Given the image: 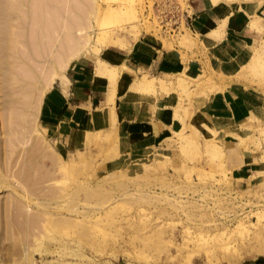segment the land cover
<instances>
[{
  "label": "rangeland",
  "instance_id": "1",
  "mask_svg": "<svg viewBox=\"0 0 264 264\" xmlns=\"http://www.w3.org/2000/svg\"><path fill=\"white\" fill-rule=\"evenodd\" d=\"M64 1L0 0V46L8 47L9 62L0 59V264H264V105L260 117L234 129L212 120L208 109L232 85L264 96V40L231 66L213 57L208 35L194 29L198 14L250 2L260 8L264 0H69V13ZM64 15L79 51L70 50L63 66L47 64L50 76L43 68L51 86L79 67L106 76L117 92L125 65L116 53L139 38L182 56L178 72L134 74L141 82L133 88L150 96L137 105L147 121L133 142L81 131L82 124L58 135L44 110L51 86L34 106L28 95L17 96L25 81L33 83L31 71H23L32 68L28 55L49 58L46 43L61 33ZM63 40L57 43L66 52ZM15 64L23 77L11 73ZM16 78L25 79L19 94Z\"/></svg>",
  "mask_w": 264,
  "mask_h": 264
},
{
  "label": "crops",
  "instance_id": "2",
  "mask_svg": "<svg viewBox=\"0 0 264 264\" xmlns=\"http://www.w3.org/2000/svg\"><path fill=\"white\" fill-rule=\"evenodd\" d=\"M236 8L226 9V13L213 10L198 14L194 24L195 30L209 36L206 40L211 43L213 57L225 59L226 64L231 66L248 57L251 50L248 47L253 43L264 40V16L259 13L264 10V5L259 8L258 4L250 2ZM257 12L260 19L253 22L252 14ZM121 52L116 53V58H120L125 66L122 64L123 73L117 81V92L111 94L106 76L94 78L79 67L66 75L65 83L57 82L47 91L44 110L49 120L48 127L61 135L72 132L75 126L82 124L79 127L81 131L108 132L120 136L123 145L127 140L133 142L140 137L142 124L144 126L147 120L140 119L143 116H140L142 114L137 105L142 104L150 95L133 88L141 82L134 74L141 71L149 77L161 78L178 72L184 63L176 51L142 38L136 40L127 52ZM142 73L138 78L142 79ZM118 88L121 90L118 91ZM211 99L208 104L210 118L217 122L226 121L230 129L250 118L260 117L263 112L264 96L261 91L246 89L243 84L232 85L224 94ZM150 127L152 129L148 131L153 136L155 127ZM240 169L235 168L234 173L237 174ZM251 169V166L246 167L240 173H247Z\"/></svg>",
  "mask_w": 264,
  "mask_h": 264
},
{
  "label": "bare ground",
  "instance_id": "3",
  "mask_svg": "<svg viewBox=\"0 0 264 264\" xmlns=\"http://www.w3.org/2000/svg\"><path fill=\"white\" fill-rule=\"evenodd\" d=\"M34 1H35V0H34ZM37 1H38V0H37ZM65 1H66V0H65ZM65 1H64V5H65ZM50 2H51V1H50ZM53 2H54V1H53ZM68 2H69V0H67V7H65V10H64V11L67 10V11H66L67 13L70 12V10H69L70 8H69V7L71 6V5L68 6V4L70 3V2H69V3H68ZM62 3H63V2H62ZM33 4H34V3H33ZM46 4H47V3H46ZM52 4H53V3H52ZM43 5H44V4H43ZM31 6H32V5H31ZM37 6H38V5H37ZM44 6H45V8H46V5H44ZM34 7H35V6H34ZM16 8H17V7H16ZM39 8H41V7L39 6ZM52 8H53V7H52ZM5 9H6V8H5ZM50 9H51V7H50ZM13 10L15 11L16 9H10V10H8V14H9V13H17V12H14ZM19 10H20V9H19ZM19 10H18V11H19ZM34 10H35V9H34ZM34 10H33V11H34ZM45 10H46V9H45ZM51 10H53V9H51ZM5 11H7V9H6ZM31 11H32V10H31ZM39 11H40V10H39ZM68 11H69V12H68ZM86 11H87V10H86ZM19 12H22V10L19 11ZM35 12H36V11H35ZM35 12H34V13H35ZM40 12H41V11H40ZM48 12H49V10H48ZM30 13H31V12H30ZM52 13H53V11H52ZM67 13H66V14H67ZM54 14H55V8H54ZM54 14H53V15H54ZM66 14H65V15H66ZM83 14H85V13L82 12V15H83ZM12 15H13V14H12ZM34 15H35V14H34ZM41 15H42V14H41ZM45 15H46V14H45ZM65 15H64V16H65ZM9 16H10V15H9ZM31 16H32V14H31ZM54 16H55V15H54ZM32 17H34V16H32ZM39 17H41V16H39ZM50 17H51V16H50ZM68 17H69V16H68ZM68 17H67V16H65V18L62 17V20H63V21L61 20V22H62L61 25H62L63 27H62V26H60V27L63 28V29L61 28V33H62V30H63V32H64L65 34L67 33L66 36H67V37L70 36V37L68 38V41H67V40H63L62 38H65V39L67 38L66 36H64V35H65L64 33H63V37H62V34L60 33V34H61V35H60V34L57 32L58 30H57V31L55 30V31L57 32V35H56V33H54L55 31L52 32V30H51V32L54 33L55 35L53 34L54 36L49 37L50 40L52 39V41H50L51 43L49 42V44H47L48 41H47V43H46V45H50V44H51V46H48V47H49L48 50H49V49H51V50L48 52V54H46V51H48V50H47V46H46V51H45V49H42V50L45 51V54H44L45 57H46V55H47V57H48V55H49V58H48L47 60H44V59H43V60H40V59H38V57H39V56H42V55H40V53H38V54H39V55H38L37 52H36V54H37L38 56L36 55L37 57H35V55H34L35 52H34V51H33L34 54L30 55V54L28 53L27 49H26L27 53L29 54V55H28V60H26V62L32 61L31 64L33 63V64H32V68H31L30 65H29L30 62H29V64L27 63V65H29V68H28V70H27V67H28V66H26V64H25L23 67L20 65V64L23 63V61H22L21 59L23 58L24 61H25L26 58H25L23 55H21V56H23L21 59H20V56H19V58L15 57L16 59H20V60H21V61L19 60L20 63L17 62V64L19 63L18 65L21 66V68H24V67L26 66V67L23 69L24 72H25V71H29V72L31 71L30 74H29V72H28V74H29L28 76L25 75V74H27V73H25L24 75H25L28 79L30 78V75H33V76H31V77L33 78V83H32V80H30L31 85H29V84H30V83H29V80H28V82H27V81H25V79H22V80H21V78H20V79H19V78H16V80L19 79V82L16 81V82H18V85H17V83H16V86H17V87H18V86L21 87V88L24 87V86H25V88H26V87H27V88L30 87V88H28V89L22 88V91H25V93L23 92L22 95L20 94V95H17V96H19V98H21L22 96L24 97V96H27V95H28V97L32 99L31 103L33 104V106H34V102H36V104H38L37 101H40V100L42 99V95H44V94H42V92H43L44 89H45L44 87H46V89H47L48 86H51V85H52V84H49V83H51V81H50V78H51V77L49 78V76H50L51 73L48 74V72H51V71L47 70V68H45V66H46L47 64H49L50 66H49V65H48V66L51 67V68H53V67L56 68V67H57V64L63 66V65H65V64H67L68 57H71L72 54H73L74 52H76V50L79 51V49H77V44H78V43L76 42L77 39H75V40H76V41H75V40L72 39V36H71V35H72V34H71V31H72V30H71V27H72V26L70 27V24L68 23V20H69ZM34 18H35V17H34ZM36 18H37V17H36ZM45 18H46V16H45ZM23 19H24V18H23ZM48 19H50L49 16H48ZM81 19H82V18H81ZM84 19H85V18H84ZM53 20H54V19H53ZM32 21H33V20H32ZM35 21H36V20H35ZM46 21H47V20H46ZM44 22H45V21H44ZM52 22H53V21H52ZM56 22H57V21H56ZM66 22H67V23H66ZM68 24H69V25H68ZM44 25H45V24L43 23V26H44ZM50 25H53V24H49V26H50ZM67 25H68V26H67ZM81 25H82V23L80 24V26H81ZM58 26H59V25H58ZM82 26H83V25H82ZM19 27H20V26H19ZM33 27H34V26H33ZM36 27H37V26H36ZM55 27H56V26H54V29H56ZM50 28H51V27H50ZM57 29H58V28H57ZM39 30H40V29H39ZM59 30H60V29H59ZM82 30H83V29H82ZM84 30H86V29H84ZM45 32H46V31H45ZM59 32H60V31H59ZM52 33H51V34H52ZM86 33H87V32H86ZM35 34H36V33H35ZM47 34H48V32H47ZM70 34H71V35H70ZM45 35H46V34H45ZM58 35H60L61 38H60ZM83 35H85V33H83ZM83 35H82L81 37H83ZM6 36H7V35H6ZM47 36H49V35H47ZM4 37H5V36H4ZM35 37H36V35H35ZM52 37H53V38H52ZM58 37H59V38H58ZM9 38H10V37H9ZM49 38H48V39H49ZM70 38H71V39H70ZM85 38H86V35H85L84 39H85ZM6 39H7V38H5L3 41L6 42ZM15 39H16V38H15ZM58 39H60V40H58ZM78 39H80V37H79ZM13 40H14V39H13ZM62 40L66 43V44H65V43L63 42V43L65 44V46L67 45V47H68V46L71 45L70 49L67 48V47H65L66 52L64 51V45H63V48H62V46H60V45L62 44V42H61ZM70 40H71V41H70ZM72 40H73V41H72ZM85 40H87V39H85ZM3 41H2V42H3ZM14 41H15V40H14ZM66 41H67V42H66ZM74 41H75V43H74ZM12 42H13V41H12ZM12 42H11V44H12ZM17 42H18V41H17ZM57 42H60L61 44H60V43L58 44ZM19 43H20V42H19ZM3 44H4V43H2V45L0 46V57H1L0 59H3L4 61H6V59H7V58H6V57H7V56H6V54H7V53H6V47H7V46H5V44H4V45H3ZM7 44H8V43H7ZM24 44H25V43H24ZM34 44H35V43H34ZM81 44H82V43H81ZM8 45H9V44H8ZM41 45H43V44H41ZM58 45H59V49L62 48L63 50L61 49V51H64V52H65V57H64V58H63V55H64V54L62 55V53H58V52H60V51L58 50V48H57ZM24 46H25V45H24ZM10 47H11V46H10ZM22 47H23V46H22ZM22 47H21V48H22ZM33 47H34V46H33ZM35 47L38 48V43H37V46H35ZM7 48H8V47H7ZM43 48H44V47H43ZM72 49H73L74 51H72ZM8 50H10V49H8ZM22 50H23V49H22ZM33 50H34V48H33ZM57 50H58V51H57ZM67 50H68V51H67ZM70 50H71V52H73V53H70ZM38 51H39V50H38ZM56 51H57V54H59V55L62 56V59H63L62 61H61V59L59 60V58H61V56L55 54ZM68 52H69V53H68ZM24 53H25V52H24ZM8 54H9V52H8ZM10 54H11V53H10ZM33 55H34V56H33ZM55 55H56V57H57L58 59L55 58ZM75 55H76V54H75ZM31 56H33V57L31 58V59H33V60H29V59H30L29 57H31ZM9 57H10V56H9ZM26 57H27V54H26ZM255 57H256V56H255ZM255 57H254V58H255ZM11 58H12V56H11ZM15 58H14V59H15ZM39 58H41V57H39ZM16 59H15L14 61H18V60H16ZM8 60H9V59H8ZM10 60H11V59H10ZM10 60H9V61H10ZM4 61H3V62H4ZM11 61H12V60H11ZM59 61H60V62H59ZM7 62H8V61H6V63H7ZM21 62H22V63H21ZM4 63H5V62H4ZM8 63H9V62H8ZM8 63H7V64H8ZM12 63L14 64V62H12ZM12 63H11V64H12ZM7 64H6V65H7ZM23 64H24V63H23ZM18 65L16 66V64H15V65H13V68H12V69L10 68V69L12 70L11 73L14 71V68H15V67L18 68ZM42 65H43L44 67H43ZM48 66H46V67H48ZM262 66H263V65H262ZM7 67H8V65H7ZM10 67H12V65H11ZM49 67H48V68H49ZM17 68H15V70H16L18 73H17L16 71H14V73L16 72V74H19V76L21 75V77H23L22 74H20V73L22 72V71H21L22 69H21L20 71H18V69H20V67H19L18 69H17ZM30 68H31V69H30ZM41 68H42V69H41ZM43 68L45 69V74H46V75H47V74L49 75V76H46V77H47V78H46L47 80H45V78H44L45 75H44V69H43ZM51 68H50V69H51ZM54 68H53V69H54ZM4 69H5V68H4ZM29 69H30V70H29ZM7 70H8V69H7ZM38 70H39V71H38ZM42 70H43V71H42ZM46 70H47V73H46ZM41 71L43 72L42 76H41V74H40V73H42ZM24 72H23V73H24ZM7 73H8V72H7ZM5 74H6V73H5ZM16 74H13V76L15 75V77H17ZM38 74H40V77L43 78V79H42V80H43V81H42L43 83H41V81H40L41 78L39 77ZM43 75H44V76H43ZM11 77H12V76H11ZM15 77H13V78L15 79ZM6 78H7V77H6ZM24 78H25V77H24ZM8 79H9V78H8ZM48 79H49V80H48ZM51 79H52V78H51ZM11 80H13V79H11ZM20 80H21V81H20ZM44 80H45L46 83L44 82ZM145 80H146V79H145ZM145 80H144V81H145ZM148 80H149V79H148ZM148 80H147V81H148ZM23 81H25V82H24V86H23L22 83H21L22 85L20 84V82H23ZM39 81H40V82H39ZM150 81L152 82L153 80L150 79ZM9 82H10V81H9ZM11 82H12V81H11ZM26 82L28 83L29 86H27V83H26ZM36 82H37V83H36ZM12 83H13V82H12ZM19 84H20L21 86H20ZM39 84H40V85H39ZM14 85H15V84H14ZM9 86H10V85H9ZM17 87H16V88H17ZM19 87H18L17 89H15V86H14L13 89H15V91H16V90H20L21 88L19 89ZM51 87H52V86H51ZM46 89H45V91H46ZM42 90H43V91H42ZM12 91H13V90H12ZM22 91H21V92H22ZM13 93L16 95V93L19 94L20 91H19V92L16 91V93L13 91ZM20 96H21V97H20ZM23 97H22V98H23ZM28 97L24 98V99H27V100H24V102L29 101V100H28V99H29ZM22 98H21V99H22ZM15 101H17V100H15ZM40 102H41V101H40ZM17 103H20V102L17 101ZM31 103H29V104L32 106ZM12 104H13V103H12ZM14 104H15V103H14ZM20 104H21V103H20ZM25 104H26V103H25ZM30 105H29V107H30ZM11 107H12L13 109L15 108V107H13V106H11ZM17 107H18V106H17ZM25 107H27V105H26ZM20 108H22V106H21ZM15 110H16V108H15ZM25 112H26V110H24V111L21 112L20 114H21V115L26 114ZM13 113H14V112H13ZM15 114H16V113H15ZM11 115H12V114H11ZM12 116H13V115H12ZM13 117H14V116H13ZM19 118H21V117H19ZM10 119H13V118H10ZM10 119H9V120H10ZM12 121H13V120H12ZM23 121H24V120H23ZM17 123H18V122H17ZM19 123H20V122H19ZM11 124H13V123H11ZM14 124H15V123H14ZM13 126H14V125H13ZM18 126H19V125H18ZM21 126H22V125H21ZM30 201H31V200H30ZM40 207H41V206H40ZM43 207H44V206H43ZM52 213H53V212H52ZM64 214H65V213H64ZM56 215H57V214H56ZM77 217H78V216H77Z\"/></svg>",
  "mask_w": 264,
  "mask_h": 264
}]
</instances>
